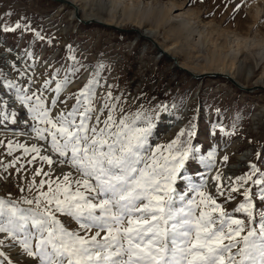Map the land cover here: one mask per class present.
<instances>
[{"label":"rangeland","instance_id":"obj_1","mask_svg":"<svg viewBox=\"0 0 264 264\" xmlns=\"http://www.w3.org/2000/svg\"><path fill=\"white\" fill-rule=\"evenodd\" d=\"M138 1L145 3L142 5L144 10L136 19H130V7L136 6ZM95 2L78 0L75 3L81 16L89 18L87 14L93 11ZM237 5H240L239 9ZM124 7L114 25L133 27L142 32L151 30L154 36L151 37L161 47H176L178 63L184 68V64L192 67L196 63L205 65L214 48L228 53L233 46L234 50H242V56L238 59L239 68L228 70L232 72L230 76L245 87L264 86V62L260 61L258 54L264 47V0H128ZM148 8L152 9V14H148ZM100 12L107 17L106 10ZM159 12L169 15V20L157 19ZM184 19L206 31L201 49L196 44V35L186 37L187 32L182 31L181 21ZM17 22L20 28H15ZM5 28L15 30L6 31ZM21 72L27 74L22 76ZM208 72L223 73L204 71ZM65 76L74 78L59 94L57 106L52 109L53 116L60 110L71 109L76 101L69 97L95 77L99 81L95 88L97 110L105 103H116L125 111L143 110L155 117L150 137L153 147L167 145L181 130L187 132L191 130L190 125L194 126L191 144L199 149L195 155L204 156L205 161H187L186 174L197 185L205 183L203 190L212 193L229 212L242 202L243 196L233 193L235 198L227 200L226 195H217L214 180L217 172L222 173L221 182L225 186L234 183L236 177L251 174L250 165L254 164L264 172V90H242L223 76L194 78L176 68L174 62L160 54L152 42L137 33L117 31L96 23L83 24L74 16V9L65 3L0 0V100L8 101L6 113H15L14 116L0 113V163L8 164L20 157L14 167H0V197L31 198L35 189L29 192L21 191V188L32 181L37 168L42 167L45 172L49 168L39 159L28 164L35 154L25 156L17 144L25 147L43 145L45 151L40 154L51 155L47 144L40 141L33 130L42 125L33 119L30 105H22L16 98L15 89H8L5 82H16L30 95L32 92L39 94L45 80H51L49 90L43 93L50 103L56 96L51 89ZM109 92L113 99L108 98ZM104 115H107L106 111ZM180 138L185 140L187 136ZM9 141L13 148L11 154ZM21 164L24 167L17 172ZM52 168L54 175L69 171L68 167L56 164ZM258 176L259 173L253 178ZM43 178V174L37 176L36 183ZM177 186L183 191L187 182L179 181ZM249 186L252 187L256 209L264 210V202L255 195L256 186L251 181L246 185ZM189 195L195 196V193ZM57 215L67 228L78 227L70 217ZM236 218H245V214L237 213ZM249 223L245 219V224ZM251 223L258 227L255 221ZM95 231L92 229L93 233ZM246 233L247 228L242 235ZM5 251L18 264H30V258L20 255L19 247Z\"/></svg>","mask_w":264,"mask_h":264},{"label":"snow or ice","instance_id":"obj_2","mask_svg":"<svg viewBox=\"0 0 264 264\" xmlns=\"http://www.w3.org/2000/svg\"><path fill=\"white\" fill-rule=\"evenodd\" d=\"M20 27L17 22L15 28ZM73 78L65 76L56 83L50 103L43 93L51 80H45L39 94L30 95L16 82H5L22 105H30L33 119L42 125L33 130L51 155L40 154L43 145H16L25 156L35 154L28 164L39 159L49 168L46 172L37 168L32 181L21 188L35 189L31 198L0 197V264H18L5 251L15 247L30 264H264V210L256 209L252 187H246L251 181L256 197L264 202V172L250 165L251 174L236 177L227 186L217 172V195H226L227 200L235 198L233 193L243 196L229 212L203 190L205 183L197 185L186 174L187 161H205L191 144L194 126L181 130L167 145L153 147L155 117L143 110L125 111L116 103L97 110L95 77L69 97L76 101L71 109L53 116L59 94ZM108 98L113 99L110 92ZM7 107L8 101L0 100V113L14 116L5 112ZM183 136L187 139L181 140ZM8 148L11 154V141ZM19 161L16 157L0 167L11 168ZM53 164L69 171L54 175ZM41 174L45 178L37 184ZM179 181L187 182L185 190L178 188ZM193 192L195 196H190ZM237 213L245 218H236ZM57 214L70 217L78 227L67 228ZM254 221L258 227L252 226Z\"/></svg>","mask_w":264,"mask_h":264},{"label":"bare ground","instance_id":"obj_3","mask_svg":"<svg viewBox=\"0 0 264 264\" xmlns=\"http://www.w3.org/2000/svg\"><path fill=\"white\" fill-rule=\"evenodd\" d=\"M74 1L77 2L78 0H74ZM127 2H128V0H96V2L93 4L94 5L93 8H92L93 11H91L87 15H89V19H93L94 18V19H98L100 21L106 22L108 24H116L118 22V20H119L118 19L119 13H120L121 10L123 12V10L125 9L124 6L127 4ZM142 5H145V3L143 1H138L136 6H134V4H133V7H130V12L128 13V17L130 19H134V18L136 19V17H139V15L143 12L142 10H144ZM102 10H106L107 11V13H108L107 17H104L101 14L100 11H102ZM145 11H146V9H145ZM145 11H144L143 15L146 13ZM151 12H152V9L148 8V14H150ZM166 15H165V13L159 12V15L156 16V18L159 19V20L166 19V18L168 19L169 15H168V17ZM181 29H182V31H186L187 32V36L186 37H188V36L190 37L192 35H196L197 36L196 44L199 45L200 49L202 48V46L204 45L203 39L207 35L205 30H202V28L196 27L193 22H191V21H189L187 19L186 20L184 19V20L181 21ZM145 34H147L149 36H153L151 30H148V32H145ZM192 37H194V36H192ZM232 47L230 48V51L228 53L218 52V50L216 48H214V50L212 51V54L209 55V57L206 59L205 65H202L200 63H196L195 67L188 66V65H185V64H184V66H186V69H188V70H190L192 72H200V71H202L204 73V71L213 70V71H216V72L228 73L227 75H230L232 72H231V70L230 71H228V70L229 69L233 70L234 68H239V66H238V61L239 60L238 59H239L240 55L242 56V50L241 49L234 50ZM162 48L166 52H168L171 55L175 56V58L178 57L177 53L175 52V48L176 47H173V46L172 47H167V46L164 47L163 46ZM258 54H259L260 61L264 62V47L262 48L261 52H259ZM229 57H230V61H231L230 63H228V58ZM181 67H183V66H181Z\"/></svg>","mask_w":264,"mask_h":264},{"label":"water","instance_id":"obj_4","mask_svg":"<svg viewBox=\"0 0 264 264\" xmlns=\"http://www.w3.org/2000/svg\"><path fill=\"white\" fill-rule=\"evenodd\" d=\"M52 1L65 3V4L69 5V6H71L74 9V16L76 17V19L79 22L83 23V24L96 23V24H99V25H101L103 27H108V28H111V29H114V30H117V31H126V32H135V33H137L139 35V37L145 38V39L149 40L150 42H152V44L157 48V50H158V52L160 54H162V55L165 54L166 58H168L169 60H173L174 65L178 69H181L184 72H187L188 74H190L194 78H202L204 76H210V75H212V76H223L227 80H229L231 83H233L235 86H237L238 88H240L242 90L253 91L254 89H258V88L264 90V86L245 87V86L241 85L235 78L231 77L230 75L223 74V73H212V72L202 73V74L193 73L192 71L181 67L179 65V63H178L177 58H175V56H173L170 53L166 52L154 38H152L149 35H146L145 32H142L139 29H136V28H133V27L128 29V28L119 27V26L114 25V24H108L106 22H103V21H100V20L94 19V18L93 19L83 18L81 16L79 6L73 0H52Z\"/></svg>","mask_w":264,"mask_h":264}]
</instances>
